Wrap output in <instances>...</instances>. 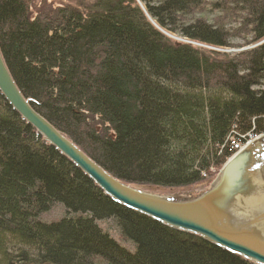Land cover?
Here are the masks:
<instances>
[{"label": "trees", "instance_id": "obj_1", "mask_svg": "<svg viewBox=\"0 0 264 264\" xmlns=\"http://www.w3.org/2000/svg\"><path fill=\"white\" fill-rule=\"evenodd\" d=\"M140 1L145 11L95 0L32 16L31 0H0V49L33 108L113 176L193 185L231 155V138L264 131V0L231 1L240 38L254 43L232 56L161 30L198 0ZM181 31L230 46L219 21L196 18ZM57 203L63 215L42 219ZM98 219H112L132 248ZM0 264L253 263L113 201L0 93Z\"/></svg>", "mask_w": 264, "mask_h": 264}, {"label": "water", "instance_id": "obj_2", "mask_svg": "<svg viewBox=\"0 0 264 264\" xmlns=\"http://www.w3.org/2000/svg\"><path fill=\"white\" fill-rule=\"evenodd\" d=\"M0 93L8 104L113 201L191 233L253 264H264V133L231 155L207 186L159 192L127 183L93 160L31 105L0 49Z\"/></svg>", "mask_w": 264, "mask_h": 264}, {"label": "rangeland", "instance_id": "obj_3", "mask_svg": "<svg viewBox=\"0 0 264 264\" xmlns=\"http://www.w3.org/2000/svg\"><path fill=\"white\" fill-rule=\"evenodd\" d=\"M95 0H31L29 10L32 16H35L39 13L46 12L49 10H54L57 7L61 6H71L80 11L88 10ZM232 0H198L194 6H185L184 9L186 11H180L176 13L177 16H174L171 20L170 29L173 31H169L166 29H161L165 35L170 39L171 42L178 41L181 43L184 42H191V45L197 48H200L204 51L215 50L219 53H224L226 56H232L237 54L245 49H248L250 46H253L254 43H244V40L240 37H244L241 33H238V27L241 23L238 20V13L236 12L237 9L231 5ZM135 2L145 11L144 5L140 0H135ZM151 4L157 3V0H149ZM225 7V8H224ZM240 13V12H239ZM147 14V13H146ZM45 15V14H43ZM147 19L152 22L156 27H159L155 20L152 19L149 15H147ZM202 18L206 21H219L231 34L229 38L230 46H211L199 41H189L182 35L181 28H184L188 22H194V19ZM166 21H169L168 18H165ZM236 32V33H235ZM236 34H239L237 36ZM250 34L247 35L249 37ZM243 138V137H241ZM233 143L232 138L230 140V144ZM220 165L212 166L209 168L207 173L203 174L205 176L201 181L196 184L184 186V187H170V188H163V187H155V186H148L143 185V188L159 191V192H173L176 190H186V189H193V188H202L208 185L209 182L214 178L216 175ZM63 205L56 204L52 208H50L47 212H45L42 216L44 220H54L63 215ZM98 224L102 227L103 230H106L111 234V236L120 241L121 245H125L128 248H132L131 244L127 241L123 240L114 225L112 219H98Z\"/></svg>", "mask_w": 264, "mask_h": 264}, {"label": "bare ground", "instance_id": "obj_4", "mask_svg": "<svg viewBox=\"0 0 264 264\" xmlns=\"http://www.w3.org/2000/svg\"><path fill=\"white\" fill-rule=\"evenodd\" d=\"M150 218V217H149ZM152 219V218H151ZM113 221V220H112ZM156 221V220H155ZM114 222V221H113ZM160 223V222H159ZM162 224V223H161ZM114 225H115V222H114ZM116 226V225H115ZM117 228V227H116ZM117 230H118V228H117Z\"/></svg>", "mask_w": 264, "mask_h": 264}, {"label": "built area", "instance_id": "obj_5", "mask_svg": "<svg viewBox=\"0 0 264 264\" xmlns=\"http://www.w3.org/2000/svg\"><path fill=\"white\" fill-rule=\"evenodd\" d=\"M234 142V145L233 146H235L236 145V142L235 141H233Z\"/></svg>", "mask_w": 264, "mask_h": 264}]
</instances>
